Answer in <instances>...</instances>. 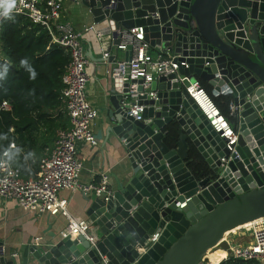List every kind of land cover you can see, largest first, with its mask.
Segmentation results:
<instances>
[{
  "label": "water",
  "instance_id": "water-1",
  "mask_svg": "<svg viewBox=\"0 0 264 264\" xmlns=\"http://www.w3.org/2000/svg\"><path fill=\"white\" fill-rule=\"evenodd\" d=\"M83 3L95 23L108 20L115 44L118 30L142 25L152 47L171 50L186 65L152 82L155 98L139 95L146 105L140 121L128 114L122 93L130 98L133 83L145 91L143 80H128L123 90L115 85L111 128L124 140L132 176L108 199L91 196L95 243L67 234L25 245L17 258L0 242V264H199L210 250L229 248L227 231L264 218V0ZM198 80L213 95L230 97L237 136L230 146L238 157L229 158V140L190 96L187 88ZM188 149L208 164L204 177L191 170Z\"/></svg>",
  "mask_w": 264,
  "mask_h": 264
},
{
  "label": "built area",
  "instance_id": "built-area-1",
  "mask_svg": "<svg viewBox=\"0 0 264 264\" xmlns=\"http://www.w3.org/2000/svg\"><path fill=\"white\" fill-rule=\"evenodd\" d=\"M64 1L14 0L15 7L11 14L26 15L34 23L42 25L48 31L51 40L63 47L70 55V61L62 76L63 88L61 91V99L70 125L57 131L54 148L50 154H46L40 160L38 176L24 177L19 167L13 166L5 159L0 160V198L15 200L24 209L39 214H63L68 219L67 232L63 231V235L81 236L94 244L96 237L90 233L91 224L89 221L73 219L67 209L68 200L59 197V192L67 188L73 191L81 190L83 193L101 194L105 199H108V195L111 194L109 177L105 174L96 183L82 184L79 182L83 163L79 157L78 146L82 142L98 144L92 124L99 111L87 100L86 89L90 78L87 71L89 58L82 41L81 31H78L72 22L65 20L63 16ZM2 11L3 9L0 8V12ZM2 21L3 18H0V24ZM145 34V27L142 25L118 30L120 40L117 44L114 43V46L118 50L127 52L128 56L127 59L118 62L111 69V72L120 81L143 80L141 85L145 91L138 92L139 84L133 83L130 98L127 94L124 97V100H128L125 103L130 104L128 114L137 121L143 120L146 109V105L141 102L139 95L147 93L149 98H155L157 92L150 90L152 82L163 74L174 72L180 64L186 65L184 61L179 62L171 50H162L156 56L151 55L152 46L146 40ZM99 37L102 38L103 35L99 34ZM108 56V52L103 54L105 59ZM187 90L209 125L222 138L229 140L228 147L231 151L229 158H232V154L238 157L235 148L230 146L236 142V133L211 95L199 81L191 83ZM10 108L11 105L7 100L0 103V110ZM222 161L227 162L225 158H222ZM178 205L181 208L185 207L186 201L178 203ZM252 232L253 241L250 244L241 245L229 242V248L225 249L228 252L225 259L232 256L245 260H258L264 264V225ZM159 236L160 233L155 232L150 241L156 242ZM199 264H210L207 255Z\"/></svg>",
  "mask_w": 264,
  "mask_h": 264
},
{
  "label": "crops",
  "instance_id": "crops-1",
  "mask_svg": "<svg viewBox=\"0 0 264 264\" xmlns=\"http://www.w3.org/2000/svg\"><path fill=\"white\" fill-rule=\"evenodd\" d=\"M62 10L65 20L72 22L74 27L82 33V41L89 58L87 71L90 78L86 89L87 100L99 111L92 124L98 144L93 145L89 142H82L78 146L79 157L83 163L79 174V182L82 184L96 183L105 174L109 177V189L111 192H115L120 184L122 185L132 176V167L124 140L118 137L117 133L111 128L112 123L109 117V112L113 109L111 98H115V95L118 94V92L114 93L115 85H121L122 87H119L123 90L126 82L125 80H118L111 69L118 62L127 59L128 54L114 46V38L108 20L95 23L94 17L85 7L83 0H65ZM86 28L89 29L85 30ZM99 34H102L103 37H99ZM110 35L111 38H109ZM165 49L159 46L151 47L150 53L156 56ZM105 52L109 53L106 59L103 57ZM198 81L206 91L211 92L212 87L208 82ZM163 84L159 82L158 86ZM122 95L124 96L126 93H122ZM220 104L224 106L225 100L221 99ZM230 111L231 105L229 106ZM229 115L231 116V113ZM54 146L55 144L50 149H46L43 156L50 154ZM190 150L192 149H188L189 152ZM93 195H95L94 192L83 193L81 190L73 191L68 188L59 192L61 199L68 200L67 209L71 217L77 221H89L91 224L90 233L97 238L96 228L92 225L88 215L91 209V196ZM67 227L68 219L63 214H39L24 209L15 200L0 198V242L3 243V249L9 257H22V248L25 245L61 238L63 231L67 232ZM252 233L248 225L232 231V233H229L231 234L229 237L235 238L233 243L246 245L253 241Z\"/></svg>",
  "mask_w": 264,
  "mask_h": 264
},
{
  "label": "trees",
  "instance_id": "trees-1",
  "mask_svg": "<svg viewBox=\"0 0 264 264\" xmlns=\"http://www.w3.org/2000/svg\"><path fill=\"white\" fill-rule=\"evenodd\" d=\"M0 24V65H9L7 76L0 79V103L11 108L0 110V160L19 167L24 177L38 176L45 150L57 140V131L69 126L61 99L62 76L70 55L54 43L48 31L22 14H11ZM27 59L36 72L31 79L20 61ZM211 95L220 111L230 120V97ZM225 100L224 106L220 100ZM11 154V157L6 155ZM190 168L201 178L208 174L205 159L196 150L189 152ZM218 264H261L230 256Z\"/></svg>",
  "mask_w": 264,
  "mask_h": 264
},
{
  "label": "clouds",
  "instance_id": "clouds-1",
  "mask_svg": "<svg viewBox=\"0 0 264 264\" xmlns=\"http://www.w3.org/2000/svg\"><path fill=\"white\" fill-rule=\"evenodd\" d=\"M15 7L14 0H0V8L3 9L2 12H0V18H3L5 20H10L11 17V11ZM21 67L25 68L27 72L30 75L31 79L36 78V72L34 68L29 64L27 59H23L20 61ZM9 70V65L3 64L0 65V79H4L7 76ZM9 157H11V154L6 153Z\"/></svg>",
  "mask_w": 264,
  "mask_h": 264
},
{
  "label": "bare ground",
  "instance_id": "bare-ground-1",
  "mask_svg": "<svg viewBox=\"0 0 264 264\" xmlns=\"http://www.w3.org/2000/svg\"><path fill=\"white\" fill-rule=\"evenodd\" d=\"M247 225L250 226L251 231H254L258 227H261L262 225H264V218H259V219L247 222L243 225H239V226L227 231L224 235L225 239L227 240V235L229 233H231L232 231H234L240 227H245ZM210 251L207 253V258L209 259L210 264H217V263L221 262L222 260H224L228 255V252L222 248H218L216 250H213L212 252H210Z\"/></svg>",
  "mask_w": 264,
  "mask_h": 264
},
{
  "label": "rangeland",
  "instance_id": "rangeland-1",
  "mask_svg": "<svg viewBox=\"0 0 264 264\" xmlns=\"http://www.w3.org/2000/svg\"><path fill=\"white\" fill-rule=\"evenodd\" d=\"M247 226H248V225H247ZM238 229H239V228H238ZM236 230H237V229H236ZM249 232H250V231H249ZM231 233H232V232H231ZM229 235H231V234H228V235H227V240H228L229 242L233 243L235 238H234V237L230 238ZM229 238H230V239H229ZM241 245H245V244H241Z\"/></svg>",
  "mask_w": 264,
  "mask_h": 264
}]
</instances>
